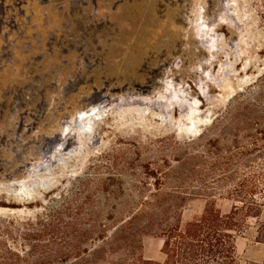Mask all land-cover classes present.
I'll use <instances>...</instances> for the list:
<instances>
[{"label": "rangeland", "instance_id": "obj_1", "mask_svg": "<svg viewBox=\"0 0 264 264\" xmlns=\"http://www.w3.org/2000/svg\"><path fill=\"white\" fill-rule=\"evenodd\" d=\"M207 200L264 264L257 0H0V264L163 261Z\"/></svg>", "mask_w": 264, "mask_h": 264}, {"label": "trees", "instance_id": "obj_2", "mask_svg": "<svg viewBox=\"0 0 264 264\" xmlns=\"http://www.w3.org/2000/svg\"><path fill=\"white\" fill-rule=\"evenodd\" d=\"M257 1L264 9V0ZM246 216H240L236 206L224 213L215 201L207 200L200 214L161 229L163 261L141 256L139 264H240L236 234Z\"/></svg>", "mask_w": 264, "mask_h": 264}, {"label": "bare ground", "instance_id": "obj_3", "mask_svg": "<svg viewBox=\"0 0 264 264\" xmlns=\"http://www.w3.org/2000/svg\"><path fill=\"white\" fill-rule=\"evenodd\" d=\"M70 83V82H69ZM69 85V84H68ZM94 97V95H93ZM92 99V98H91ZM90 108V107H89ZM95 108H96V105H95ZM93 110V109H91ZM96 110V109H95ZM86 113V112H85ZM87 114V117L84 119L82 116V114L80 113L79 115H77L74 119V122L75 123H79L80 121L83 122V125L82 128L83 130L86 131V134L89 133V131H91L90 129L93 128L94 124L96 123L97 120H99L101 117H102V112H97V111H92V112H88L86 113ZM106 114V113H105ZM63 125H66V123L64 122ZM78 126H80V124H78ZM81 126H80V129H81ZM83 130H80V131H83ZM79 132V131H78ZM89 135V134H87ZM25 190V189H24ZM21 193V191H20Z\"/></svg>", "mask_w": 264, "mask_h": 264}]
</instances>
